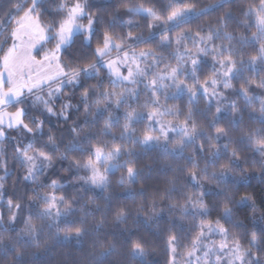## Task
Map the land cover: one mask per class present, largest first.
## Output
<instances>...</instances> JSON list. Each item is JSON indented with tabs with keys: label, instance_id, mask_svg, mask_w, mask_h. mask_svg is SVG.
Returning a JSON list of instances; mask_svg holds the SVG:
<instances>
[{
	"label": "snow or ice",
	"instance_id": "6c2138e0",
	"mask_svg": "<svg viewBox=\"0 0 264 264\" xmlns=\"http://www.w3.org/2000/svg\"><path fill=\"white\" fill-rule=\"evenodd\" d=\"M116 2L0 0V264H264V0Z\"/></svg>",
	"mask_w": 264,
	"mask_h": 264
},
{
	"label": "trees",
	"instance_id": "16d2710c",
	"mask_svg": "<svg viewBox=\"0 0 264 264\" xmlns=\"http://www.w3.org/2000/svg\"><path fill=\"white\" fill-rule=\"evenodd\" d=\"M133 3H140L142 2V0H132ZM212 2V0H199V6H204L208 3ZM238 2H240V0H238ZM168 3V0H157V7H161L165 4ZM116 6H118V0L116 3H114L112 5V7L108 8V11L111 12L113 10V8H115ZM145 6L148 7L150 6V0L149 2L145 3ZM123 11V9H121V12ZM219 13H212L209 16H205L202 17L200 20L194 22L192 25L188 26V27H192L193 30H195V27L197 24H206L207 22H210L212 20L215 19V17L218 15ZM125 20H128L129 18L127 16L124 17ZM135 20H138L139 18H133ZM143 23V22H142ZM116 31H120L119 28L116 29ZM145 34L147 33V30L144 29ZM170 103H177L179 104V101H175V102H170ZM201 107H203V105H201ZM71 123V121H69V124ZM147 121H145L142 124L137 125L138 129H141L144 127V124H146ZM51 124L53 125V131L55 132L56 128H63L64 125L62 124H57L56 121L53 119ZM49 125H45V130H48ZM59 135V133H56ZM139 149H137L138 151ZM147 159V158H145ZM11 161H9V164L11 165ZM22 173L17 170L15 173L12 174V176L7 180L5 187L8 190V194L11 195L13 186L15 185L17 188H19L20 190H23V183H19L17 184V177L19 175H21ZM54 179L56 177H53ZM119 178V174L116 175V177L113 178V191L115 193H119V194H123L125 192V189L122 188H118L115 186V180ZM137 187H139L137 185ZM243 194H249L255 197L256 203L260 208H264V184H261L258 180H253L251 182V186H245V187H240L237 190V198H239L240 195ZM146 196H150V191L148 193H146ZM142 198L141 197H137L136 198V203H139L140 200ZM133 201L126 199L123 195H121L119 197V199L114 200L113 202V206L115 207L116 205L119 204H128L129 207L133 206ZM261 213L258 211L256 213L257 217H259ZM248 215H251V213L249 212ZM213 218H215V213L213 214ZM100 219V215L96 214L95 220H99ZM235 219L238 220L239 222H241L245 227L243 228H237L234 229V231L243 234L246 230L251 231L254 230V224L253 221L251 219H246L245 218V214L244 213H238L235 216ZM95 223V221L91 218H89V225ZM131 224V222H129ZM260 223H264L261 222L259 220H257V224ZM166 222L165 221H161V227H166ZM123 227V225L121 226ZM135 227V226H133ZM155 229V226H152V230L149 229H145L144 227H140V235L144 236L146 239H148L152 245L151 247V255L149 257V261L150 264H167V260H168V253L165 251V237H166V233L161 235L160 237H156L155 235L152 234V231ZM104 231L107 232L108 231V227L106 226L104 228ZM93 235L91 232L83 237V245L85 248L89 247L91 245L92 239H93ZM98 235V234H97ZM242 242H245L242 240ZM49 243L51 244V241H49ZM68 252H72L73 255H79L80 253L77 251L76 249V241H73L71 245H69L68 247H61V246H55L52 247L51 251L48 253V255L46 256H42V264H58V262L63 258V254H66Z\"/></svg>",
	"mask_w": 264,
	"mask_h": 264
}]
</instances>
